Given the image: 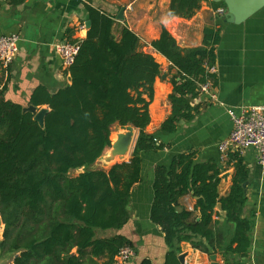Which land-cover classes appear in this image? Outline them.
Here are the masks:
<instances>
[{"label": "trees", "instance_id": "trees-1", "mask_svg": "<svg viewBox=\"0 0 264 264\" xmlns=\"http://www.w3.org/2000/svg\"><path fill=\"white\" fill-rule=\"evenodd\" d=\"M5 1L16 6L25 0ZM200 3L170 0L169 15L190 18ZM211 6L224 4L211 1ZM84 9L89 26L65 71L71 80L53 92L37 86L30 95V104L47 107L43 126L34 113L23 112L21 104L4 97L6 84L0 77V254L11 256L8 264H120L116 254L132 246L131 241L120 234L98 236L97 231L119 229L128 221L131 190L141 180V153L167 147L145 132L160 64L140 50L138 36L128 27L114 34L112 15L90 4ZM218 39V30L207 26L200 45L181 47L163 27L151 42L174 69L171 109L159 130L172 133L180 121H191L198 113L191 101L201 94V84L215 81L208 69L215 66ZM114 124L138 131L130 157L108 169L89 168L110 147ZM194 154L178 153L169 165H155L153 170L149 214L169 248L164 264H180L182 241L209 255L221 254L223 264H243L240 259L249 256L254 226V212L244 214L242 183L248 169L239 152L229 153L231 185L220 195V168L211 160L197 162ZM77 169L82 170L69 175ZM190 189L197 198L193 209H179V199ZM217 205L224 221L234 226L226 246ZM226 252L238 259L229 260ZM139 264L151 261L144 258Z\"/></svg>", "mask_w": 264, "mask_h": 264}, {"label": "crops", "instance_id": "crops-1", "mask_svg": "<svg viewBox=\"0 0 264 264\" xmlns=\"http://www.w3.org/2000/svg\"><path fill=\"white\" fill-rule=\"evenodd\" d=\"M169 1L25 0L13 6L0 0V35L18 33L20 36L15 59L6 67L0 65L2 84H6L4 97L23 107L30 105L29 98L35 87L43 86L53 92L69 83V76L62 69L53 44L60 39L78 40L85 36V22L88 20L85 4L114 17L116 36L123 26L132 30L139 38L140 50L150 53L163 68L161 74H166L165 78L160 74L154 81L153 98L149 104L150 122L145 132L154 134L167 147L141 153V180L131 190L128 221L119 229L97 231L98 236L120 234L131 241L134 256L123 264H139L144 258L150 259L151 264H164L169 249L162 231L149 214L155 165H169L174 155L192 151L197 162L211 160L218 165L221 170L218 192L226 195L231 185L233 163L228 157L231 152L221 158L217 145L228 136L233 126L228 109L238 113L241 106L264 108V7L244 22L234 24L215 15L211 0H201L199 9L190 18L169 15ZM121 9L123 19L119 20L116 16ZM207 26L216 28L219 35L214 50L215 81L211 80L215 97L211 99L201 93L191 101L199 109L191 121H180L172 133L161 131L160 124L171 109L168 94L172 90L170 76L174 69H170L169 61L152 47L151 42L159 37L164 27L179 46H198ZM119 126L114 124L111 131H117ZM241 158L248 169L244 214L254 212V226L249 256L240 261L243 264H264V167L257 163L252 148L241 153ZM196 199L190 189L179 199L178 208L192 210ZM215 209L220 213L218 228L224 235L223 245L226 246L234 226L224 221V212L219 205ZM2 230L0 220V239ZM178 246L177 258L184 254L183 263L178 260L180 264L211 263L209 254L193 248L189 242L182 241ZM215 256L217 264H223L221 254ZM226 257L231 261L238 259L231 252H226ZM10 258L8 254H0V264H8Z\"/></svg>", "mask_w": 264, "mask_h": 264}, {"label": "built area", "instance_id": "built-area-1", "mask_svg": "<svg viewBox=\"0 0 264 264\" xmlns=\"http://www.w3.org/2000/svg\"><path fill=\"white\" fill-rule=\"evenodd\" d=\"M217 17L225 14V6H219L214 10ZM18 33L0 35V65L8 66L16 57L18 52ZM54 52L60 57L62 69L66 71L74 62L78 52V41L70 39H60L53 44ZM215 72V66L208 69ZM200 93H204L214 98L211 80H207L199 86ZM228 114L232 120V129L228 136L221 140L217 147L221 158H225L228 152L237 151L240 154L252 148L256 154L257 163L264 167V108L259 106H241L236 113L233 109H228ZM134 256V249L131 246H123L116 254V261L123 264Z\"/></svg>", "mask_w": 264, "mask_h": 264}, {"label": "water", "instance_id": "water-1", "mask_svg": "<svg viewBox=\"0 0 264 264\" xmlns=\"http://www.w3.org/2000/svg\"><path fill=\"white\" fill-rule=\"evenodd\" d=\"M212 2H222L225 6L226 12L220 16L225 22L239 24L244 22L247 18L257 12L259 9L264 7V0H211ZM117 19H123V9L120 10ZM86 27L89 26V21L85 22ZM166 74H161L162 78H165ZM70 81V76L68 77ZM34 113V120L38 122L40 126L44 124V116L47 112V108H37L30 104L23 107V112ZM115 138L111 140L109 150L103 156V160L107 163H114L116 161H123L128 158V155L132 152L136 138L138 135L137 129L132 125H120L119 129L114 133ZM81 172V171H80ZM227 175L224 176V178ZM247 181L242 183L243 190L245 191ZM215 254L210 255L211 263L217 264L215 261ZM178 260L183 263L184 254L178 255Z\"/></svg>", "mask_w": 264, "mask_h": 264}, {"label": "rangeland", "instance_id": "rangeland-1", "mask_svg": "<svg viewBox=\"0 0 264 264\" xmlns=\"http://www.w3.org/2000/svg\"><path fill=\"white\" fill-rule=\"evenodd\" d=\"M161 68H162V67H161ZM162 70H163V68L161 69V72L163 73ZM115 132H116V129H115V130L113 129V131L111 132V134H114ZM111 140H112V139H111ZM108 150H109V148H107V149L104 151L103 155H102L100 158H98L94 164L90 165L89 168H103V167H105V166L110 165V163H107V162H105V161L103 160V156L106 154V152H107ZM128 156H129V155H128ZM81 170H82V169L71 170V171L69 172V175H70V176L76 175V174L79 173Z\"/></svg>", "mask_w": 264, "mask_h": 264}, {"label": "bare ground", "instance_id": "bare-ground-1", "mask_svg": "<svg viewBox=\"0 0 264 264\" xmlns=\"http://www.w3.org/2000/svg\"><path fill=\"white\" fill-rule=\"evenodd\" d=\"M110 138L113 140L115 138V134H111Z\"/></svg>", "mask_w": 264, "mask_h": 264}]
</instances>
